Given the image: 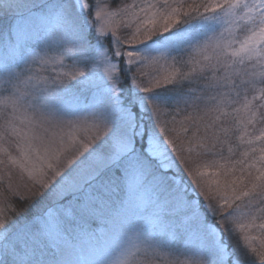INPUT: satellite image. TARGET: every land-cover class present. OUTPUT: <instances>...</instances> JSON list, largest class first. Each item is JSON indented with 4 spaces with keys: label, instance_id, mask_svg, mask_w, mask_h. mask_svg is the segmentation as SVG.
Returning <instances> with one entry per match:
<instances>
[{
    "label": "snow or ice",
    "instance_id": "6c2138e0",
    "mask_svg": "<svg viewBox=\"0 0 264 264\" xmlns=\"http://www.w3.org/2000/svg\"><path fill=\"white\" fill-rule=\"evenodd\" d=\"M6 18L0 264H264V0Z\"/></svg>",
    "mask_w": 264,
    "mask_h": 264
},
{
    "label": "trees",
    "instance_id": "16d2710c",
    "mask_svg": "<svg viewBox=\"0 0 264 264\" xmlns=\"http://www.w3.org/2000/svg\"><path fill=\"white\" fill-rule=\"evenodd\" d=\"M128 2H130V0H128ZM9 20H10V18H6L4 21H0V27H2L5 23L9 22ZM236 135H239V133L237 132ZM232 143H233V145H235V144L238 143V141H237L236 138H235V135H234L233 138H232ZM242 150H243V148H239V149H237L236 155H235L234 157H232V158H233V159H238V158H240V157H239V152L242 151ZM224 154L227 155V146H225V153H224ZM17 178H18V176H17ZM21 190L23 191V189H21ZM17 203H18V202H17Z\"/></svg>",
    "mask_w": 264,
    "mask_h": 264
},
{
    "label": "rangeland",
    "instance_id": "374dc122",
    "mask_svg": "<svg viewBox=\"0 0 264 264\" xmlns=\"http://www.w3.org/2000/svg\"><path fill=\"white\" fill-rule=\"evenodd\" d=\"M249 98H251V93L249 94ZM260 127V125H257V129ZM256 134H258V131H257V133ZM7 147H9V148H11V145H6ZM13 154L15 155V151H14V149H13ZM14 182L15 183H23V181H21L20 180V178L18 177L17 178V176H14Z\"/></svg>",
    "mask_w": 264,
    "mask_h": 264
}]
</instances>
